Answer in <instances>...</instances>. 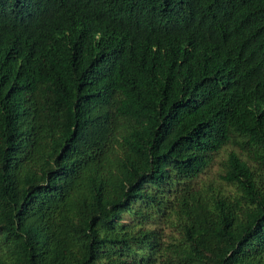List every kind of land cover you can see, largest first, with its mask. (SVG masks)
Segmentation results:
<instances>
[{"label": "trees", "instance_id": "trees-1", "mask_svg": "<svg viewBox=\"0 0 264 264\" xmlns=\"http://www.w3.org/2000/svg\"><path fill=\"white\" fill-rule=\"evenodd\" d=\"M0 264H264V0H0Z\"/></svg>", "mask_w": 264, "mask_h": 264}]
</instances>
